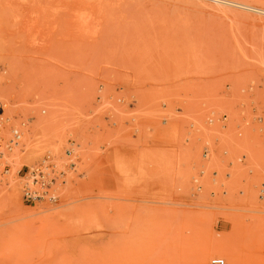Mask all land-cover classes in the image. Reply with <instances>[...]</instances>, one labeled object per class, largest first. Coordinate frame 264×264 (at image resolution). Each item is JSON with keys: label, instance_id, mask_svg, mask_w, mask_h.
Returning a JSON list of instances; mask_svg holds the SVG:
<instances>
[{"label": "rangeland", "instance_id": "374dc122", "mask_svg": "<svg viewBox=\"0 0 264 264\" xmlns=\"http://www.w3.org/2000/svg\"><path fill=\"white\" fill-rule=\"evenodd\" d=\"M228 1L0 0V264H264V0Z\"/></svg>", "mask_w": 264, "mask_h": 264}, {"label": "built area", "instance_id": "2783aa9c", "mask_svg": "<svg viewBox=\"0 0 264 264\" xmlns=\"http://www.w3.org/2000/svg\"><path fill=\"white\" fill-rule=\"evenodd\" d=\"M4 107L0 106V115L3 114ZM13 141L12 143L18 144L21 139V134L18 131L13 132ZM3 135L1 133L0 128V147H2ZM69 155H71V151H67ZM74 164V163H71ZM29 180L23 188L24 197L28 201H35L41 199L51 192H55L54 186L59 178V176L63 177V172H58L56 169V165L50 162V157H45L38 165H36L29 172ZM210 264H226V260L224 258L216 257L210 261Z\"/></svg>", "mask_w": 264, "mask_h": 264}, {"label": "bare ground", "instance_id": "6f19581e", "mask_svg": "<svg viewBox=\"0 0 264 264\" xmlns=\"http://www.w3.org/2000/svg\"><path fill=\"white\" fill-rule=\"evenodd\" d=\"M216 1V0H215ZM218 1V0H217ZM222 5H229V6H238L241 7L244 10H252V8L249 5H245V4H241V3H237L234 1H228V0H219ZM236 1V0H235ZM217 3V2H216ZM255 4V3H254ZM260 5V4H259ZM255 10V9H254ZM260 12V11H259ZM260 13H263L264 15V11H261ZM24 132V131H23ZM22 132V133H23ZM25 133V132H24ZM217 241V240H216ZM219 243H216V245L213 247V251L211 252H207L202 256L201 259V264H207L208 260L210 259V257L212 256H216V255H226L227 252V244H223L224 240L222 241V243H220V241H218ZM214 244V242L212 243ZM227 245V246H226ZM240 262V261H239ZM229 264H239L236 257L232 256V258L229 260Z\"/></svg>", "mask_w": 264, "mask_h": 264}]
</instances>
